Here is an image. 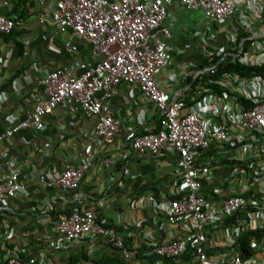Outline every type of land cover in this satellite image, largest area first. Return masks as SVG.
<instances>
[{"label": "built area", "instance_id": "1", "mask_svg": "<svg viewBox=\"0 0 264 264\" xmlns=\"http://www.w3.org/2000/svg\"><path fill=\"white\" fill-rule=\"evenodd\" d=\"M174 1L40 0L53 6L41 22L62 31L71 29L98 59L81 64V70L47 69L43 95L36 96L30 116L0 133V144L11 142L21 129L44 131V117L57 107L74 115L97 116L94 134L100 142L110 143L122 121L108 101L120 83H136L145 103L160 115L161 129L157 133L129 130L126 140L142 155L176 154L181 165L158 228L180 226L182 235H170L149 253L178 258L190 248L193 264H264V0H179L188 11L201 13L202 28L195 30V39L203 60L191 73L182 72L186 84L171 94L158 76L172 60L171 33L164 23ZM15 26L12 16L0 13V37ZM216 57L217 63L201 67ZM223 60L255 70L227 71L217 79L213 75ZM207 74L211 77H204ZM93 160L94 154L88 153L49 180L45 175L39 179L75 191ZM224 161L230 171L218 165ZM2 162L0 154V205H5L24 195L27 187L20 168L10 163L4 173ZM231 217L235 220L226 222ZM209 228L221 231L231 254L214 255ZM56 231L59 249L91 235L118 248L126 258L133 255L121 233L104 225L94 212L73 210L61 218ZM249 231L260 233L252 236L253 254L243 257L235 245ZM37 261L10 255L4 264Z\"/></svg>", "mask_w": 264, "mask_h": 264}, {"label": "crops", "instance_id": "2", "mask_svg": "<svg viewBox=\"0 0 264 264\" xmlns=\"http://www.w3.org/2000/svg\"><path fill=\"white\" fill-rule=\"evenodd\" d=\"M20 7L27 10L26 17L14 13ZM52 9L51 4L42 5L40 0H0V13L17 19L13 32L0 37V133L30 116L36 96L43 95L42 80L47 69L73 66L81 70V64L98 59L92 56L90 45L71 29L62 31L41 22ZM189 13L192 11L175 0L164 23L171 33L168 42L173 53L170 66L158 81L171 94L185 86L182 72L191 73L203 60L195 39L202 16L197 12V21L192 22L191 30H185L188 26L185 21L182 24V19ZM108 103L122 121L120 132L110 143L100 142L94 134L97 116L82 112L74 115L57 107L44 117V131L21 129L11 142L0 144L2 171L8 172L10 163L15 164L27 187L24 195L0 205V264L10 255L35 257L37 264H72L73 257L84 253L89 257L86 264H94L102 257L121 253L91 235L57 248L56 225L67 211L76 209L96 213L105 225L133 227V247L158 246L172 234L181 237L180 226L167 224L163 230L158 228V222L165 219L166 201L181 175L179 157L165 153L142 155L126 140L129 130L142 133L155 129L158 113L145 103L136 83H120ZM12 115L16 116L14 121ZM88 153L94 154V160L77 190H64L39 179L45 175L49 180L67 166L77 165ZM144 187L146 195L135 194ZM208 233L214 255L231 254L221 231L209 228ZM160 263L193 264V260L180 258Z\"/></svg>", "mask_w": 264, "mask_h": 264}, {"label": "trees", "instance_id": "3", "mask_svg": "<svg viewBox=\"0 0 264 264\" xmlns=\"http://www.w3.org/2000/svg\"><path fill=\"white\" fill-rule=\"evenodd\" d=\"M26 12L27 10L24 9V7H20V8H15L14 13L16 15H21L23 14V17H26ZM15 22L17 23V19H15ZM15 29V28H14ZM13 29V30H14ZM13 32V31H12ZM11 32V33H12ZM9 33V34H11ZM9 34H4L3 36H7ZM217 63V57L210 60L207 59V61H205V63L201 66H209L211 64ZM239 71V72H244V73H251L252 70L255 69H246L245 67L239 66V65H234L232 63L229 62H224L220 61L218 64V71L215 75H213L215 78L219 79L222 77V75L227 72V71ZM245 70V71H243ZM258 72V70H256ZM204 77H211V75H205ZM188 81H191V78H189ZM2 91V88H0V93ZM157 123H156V127L153 130H147L144 131L143 133H149V132H159L161 129V118L160 115L158 114L157 116ZM210 154L214 153V151H209ZM227 162V161H226ZM230 163V162H229ZM228 164V163H227ZM227 164H225V161L222 162V164H218L221 168H223V166L225 167L224 169L230 171L231 170V166H227ZM146 189L147 188H141L138 190V192H136L135 194L138 196H143L146 195ZM73 211V210H72ZM67 211L66 215L70 214L72 212ZM235 220L234 217H231L230 219H228L226 222L228 223H232ZM105 225V224H104ZM106 226H111L116 228V230L118 232H120L121 234H123V237L125 239V245L132 250L133 255L131 258H126L123 253H119V254H115L113 256H109V257H102L99 260H95L94 264H137L138 261H145L147 262V264H161L160 262H172L178 259H183L184 261H191L193 259L194 256V251L192 249H188L183 255H181L178 258H167L165 256H160V255H156V254H150L149 253V247L146 245H142L139 248L138 247H133V243L135 240V236L134 234H132L134 232V228L133 227H125L123 225H118V224H108ZM137 231V230H135ZM132 232V233H131ZM261 232L264 233V230H262ZM259 231H249V232H245L238 240L237 244L235 245V247L237 248V250L243 255V257H248L250 255L253 254L254 250L253 247L251 245V241H252V236L255 234H259ZM207 234L209 235V233L207 232ZM19 257L23 260H26L22 255H19ZM89 262V257L86 253L81 254L77 257H73L72 260V264H86Z\"/></svg>", "mask_w": 264, "mask_h": 264}, {"label": "rangeland", "instance_id": "4", "mask_svg": "<svg viewBox=\"0 0 264 264\" xmlns=\"http://www.w3.org/2000/svg\"><path fill=\"white\" fill-rule=\"evenodd\" d=\"M198 17H199V14L197 12L196 13H194V12L189 13L186 17L183 16L182 24L185 21V23H187L186 26H188V27L185 26L186 27L185 30L186 29L191 30L190 25L192 24V22L197 21ZM196 27L199 28V24L198 23H197V26ZM200 28H202V26Z\"/></svg>", "mask_w": 264, "mask_h": 264}]
</instances>
